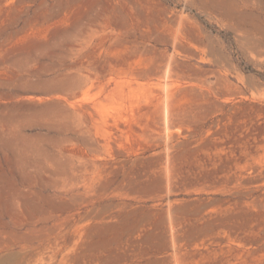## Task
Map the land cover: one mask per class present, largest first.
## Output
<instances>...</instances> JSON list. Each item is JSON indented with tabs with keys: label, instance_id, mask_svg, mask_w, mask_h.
I'll return each mask as SVG.
<instances>
[{
	"label": "rangeland",
	"instance_id": "374dc122",
	"mask_svg": "<svg viewBox=\"0 0 264 264\" xmlns=\"http://www.w3.org/2000/svg\"><path fill=\"white\" fill-rule=\"evenodd\" d=\"M0 264H264V0H0Z\"/></svg>",
	"mask_w": 264,
	"mask_h": 264
},
{
	"label": "bare ground",
	"instance_id": "6f19581e",
	"mask_svg": "<svg viewBox=\"0 0 264 264\" xmlns=\"http://www.w3.org/2000/svg\"><path fill=\"white\" fill-rule=\"evenodd\" d=\"M62 260L63 261H70L71 260V262H72L73 261V257H70L68 254H65V255H63V259Z\"/></svg>",
	"mask_w": 264,
	"mask_h": 264
}]
</instances>
